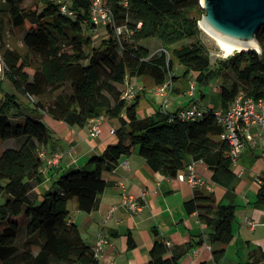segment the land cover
<instances>
[{
    "label": "trees",
    "instance_id": "obj_1",
    "mask_svg": "<svg viewBox=\"0 0 264 264\" xmlns=\"http://www.w3.org/2000/svg\"><path fill=\"white\" fill-rule=\"evenodd\" d=\"M27 1L30 5L23 6ZM105 3L114 26L93 23L92 0H0V22L7 12L11 25L24 32L26 49L24 53L5 49L0 54L2 78L13 90L0 82V140L19 143L0 154V264H100L68 220V202L74 199L83 212L95 210L108 185L103 172L115 169L120 156L134 149L151 170L167 178H176L185 168V154L202 160L211 180L220 186L230 187L236 177L230 146L220 139L216 108L198 106L201 115L188 119L180 117L179 110L140 116L141 92L124 99L122 86L126 77L137 76L162 85L175 59L185 76L195 75L196 86L217 84L222 109L239 91L257 99L264 94V29L256 34L260 53L235 52L212 61L198 24L204 12L200 0ZM64 4L72 14L62 12ZM99 27L106 36L94 45L92 32ZM151 37L161 46L152 54L142 43ZM163 50L169 53L168 60ZM18 95L27 99L30 112L23 109ZM97 116L117 120L116 141L88 159L92 168L72 167L41 187L39 152L51 139L44 117L82 128ZM193 192L184 203L187 213L196 212L205 225L207 242L227 244L233 237L234 205L217 204L211 193ZM255 203L264 204V178ZM21 225L25 226L19 237ZM128 240L132 247L130 236ZM184 251L155 240L149 262L178 264ZM263 258L264 253L257 251L240 264H261Z\"/></svg>",
    "mask_w": 264,
    "mask_h": 264
},
{
    "label": "crops",
    "instance_id": "obj_2",
    "mask_svg": "<svg viewBox=\"0 0 264 264\" xmlns=\"http://www.w3.org/2000/svg\"><path fill=\"white\" fill-rule=\"evenodd\" d=\"M146 44L151 54L161 50L157 40ZM171 74L173 88L166 103H163L161 96L155 95V85L150 77L129 78L130 83L141 87L138 92L143 96L138 107L140 116L151 115L156 110L175 112L192 104L201 108H220L217 84L211 89L200 88L196 86L193 73L185 76L183 71L179 77L172 69ZM117 126L116 119L104 118L100 134L91 137L88 123L82 128L72 127L49 118L51 139L43 150L47 156L55 151L61 152L62 156L55 165L43 163L40 186H49L59 174L72 167L92 168V165L87 164L88 159L101 154L108 144L116 141L111 129ZM252 132L258 134L264 133V130L252 127ZM192 161L190 155H184L185 166ZM233 168L236 177L232 185L226 188L211 180V172L205 163H197L196 170L204 185L192 187L186 181L154 172L134 149L120 156L115 169L103 172L102 177L108 185L98 196L95 210L83 212L77 208L75 200L70 199L68 220L76 225L88 245L99 233L106 238L108 244L98 256L100 264H150L149 251L155 240L166 241L172 249H185L178 264L245 263L250 260L251 254L257 251L264 253V204L255 203L260 179L264 178L262 149L249 147L241 150ZM120 182L123 188L119 186ZM194 189L211 193L217 204L234 205L233 237L227 244L207 242L205 225L198 219L196 212L187 213L184 203L193 197ZM124 195L135 197L141 206L138 212L132 213L121 205ZM245 218L256 222L255 228H250ZM129 236L133 241L132 247L128 245ZM207 244L210 248L206 247ZM169 256L171 252L167 253ZM261 264H264V258Z\"/></svg>",
    "mask_w": 264,
    "mask_h": 264
},
{
    "label": "built area",
    "instance_id": "obj_3",
    "mask_svg": "<svg viewBox=\"0 0 264 264\" xmlns=\"http://www.w3.org/2000/svg\"><path fill=\"white\" fill-rule=\"evenodd\" d=\"M61 10L64 13L72 14L66 4L62 5ZM91 19L93 23L98 26L109 24L114 26L113 15L109 7L106 5L105 0H92ZM120 33L121 27H117L116 34L119 36ZM163 51L165 52L168 60L169 53L165 50ZM171 76L172 74L170 73L169 77L162 85L154 87L155 95L161 96L164 100L163 103H166L170 93L172 92L173 83ZM128 80L129 77H126L122 86L121 97L124 99H132L141 90L140 86H136ZM191 90H193V86H191ZM178 114L180 117L186 119L197 117L201 115V108L192 104L188 108L179 110ZM214 114L217 123L221 127L220 139L229 144L230 156L232 157L233 163L237 161L241 150L245 148L260 147L264 153V133L260 132L258 134H254L252 132V127L264 130V94L261 97L254 99L253 97L247 95L244 91H239L225 109H215ZM104 118L105 117L103 116H97L88 120L89 135L91 137H97L100 134ZM113 132V129H111V133ZM39 156L42 158L43 163L47 166H52L59 162L62 153L55 151L51 155L47 156L44 150H41L39 152ZM202 162V160H193L191 163L187 164L180 173H178L176 178L180 181H186L192 187H197L201 184L204 185V182L200 180L196 170L197 163ZM122 184L123 183L121 182L119 183L121 188H123ZM121 205L132 213L138 212L141 207L132 195H124ZM114 208L115 206L113 209ZM245 222L252 229L256 226V222L247 218H245ZM107 244L108 241L106 238L102 235V233H99L90 245L94 256L98 258V256L104 251ZM206 247L210 248V245L207 244ZM193 253H195V251H193Z\"/></svg>",
    "mask_w": 264,
    "mask_h": 264
},
{
    "label": "water",
    "instance_id": "obj_4",
    "mask_svg": "<svg viewBox=\"0 0 264 264\" xmlns=\"http://www.w3.org/2000/svg\"><path fill=\"white\" fill-rule=\"evenodd\" d=\"M203 14L198 22L215 37L227 41L235 52H261L256 34L264 29V0H200Z\"/></svg>",
    "mask_w": 264,
    "mask_h": 264
},
{
    "label": "rangeland",
    "instance_id": "obj_5",
    "mask_svg": "<svg viewBox=\"0 0 264 264\" xmlns=\"http://www.w3.org/2000/svg\"><path fill=\"white\" fill-rule=\"evenodd\" d=\"M26 5H30V2L27 1L23 4V6H26ZM105 33L106 32L104 31V29L102 27H99L97 29V31L92 32V37L94 39V42H93L94 45L98 44L100 38L106 36ZM23 35H24L23 31L16 29L15 27H13L11 25L10 20H9V14L7 12H3V14L1 15V22H0V54H1V51L5 50V49L17 50V51L24 53L26 51V49H25V46L23 43ZM201 39L204 42L207 49L209 50L212 61H214L215 59H218V58H225L226 57L225 54L223 53V51L216 44L215 40L210 35H208L204 30H202ZM154 40L156 41L157 39L154 37H151V38L145 39L142 43L146 44L147 42H151ZM151 47L154 48L155 45L152 44ZM1 68H2V65L0 63V82L6 87V89L8 91H13L12 88H10V84L8 83V81H6L2 78ZM173 69H174V71L177 72L179 77L181 76L182 72L184 71V68L175 59H173ZM215 84L216 83L210 82L207 85V87L209 89L214 88ZM217 93H218V91H217ZM0 94H1V91H0ZM18 98H19V101L21 102V104H23V109L27 112H30L31 109L27 103L28 102L27 99L21 95H18ZM216 98H213V99L215 100ZM171 99L173 100L174 96H172ZM141 102L143 103L144 100H142ZM212 104H213V101H212ZM25 107H27V108H25ZM142 107H143V104L140 108H142ZM48 119L49 118L44 117V122L47 126H48ZM14 121H16V120H14ZM18 146H19V143L16 144L14 139H11L10 141H4V142L0 140V154H1V151L5 148H13V147L17 148ZM24 226L25 225H21L19 237L23 234ZM19 240H20V238H19Z\"/></svg>",
    "mask_w": 264,
    "mask_h": 264
},
{
    "label": "bare ground",
    "instance_id": "obj_6",
    "mask_svg": "<svg viewBox=\"0 0 264 264\" xmlns=\"http://www.w3.org/2000/svg\"><path fill=\"white\" fill-rule=\"evenodd\" d=\"M204 31L215 40L216 44L223 51L225 56H227L229 54H233L234 51H236L237 48L234 45H232L231 43H228L227 41H224L222 39H219L218 37H215L212 33L207 31L206 29H204Z\"/></svg>",
    "mask_w": 264,
    "mask_h": 264
}]
</instances>
